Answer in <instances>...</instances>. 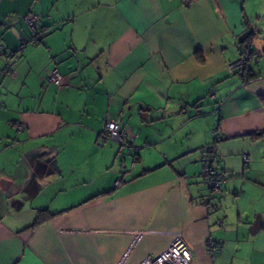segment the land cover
Returning <instances> with one entry per match:
<instances>
[{
    "label": "crops",
    "instance_id": "1",
    "mask_svg": "<svg viewBox=\"0 0 264 264\" xmlns=\"http://www.w3.org/2000/svg\"><path fill=\"white\" fill-rule=\"evenodd\" d=\"M26 17L41 41L17 50ZM251 31L264 0H0V264H138L173 230L191 264H264V54L236 65ZM104 117L136 153L102 141Z\"/></svg>",
    "mask_w": 264,
    "mask_h": 264
},
{
    "label": "built area",
    "instance_id": "2",
    "mask_svg": "<svg viewBox=\"0 0 264 264\" xmlns=\"http://www.w3.org/2000/svg\"><path fill=\"white\" fill-rule=\"evenodd\" d=\"M26 23L28 26L35 31L36 25L33 17H26ZM33 42V39L30 40V43ZM5 47L3 44H0V60H3V66L0 69V78L4 77H12L16 74L14 69V63L8 62L6 58L3 59V51ZM251 53V49L249 47H244L240 49V56L236 61V65L240 68L244 67L246 61L249 58V54ZM48 81L50 84L55 86H59L62 81V76L59 70L56 67H53L48 72ZM1 85V84H0ZM17 129H21L22 124H17ZM211 136L214 141L212 144L207 145L201 156L202 169L200 171V177L202 182L205 184L206 188L209 191V197L215 191H218L222 187V183L224 182L226 175L223 172H220L216 169L215 165L218 160V149L217 142L224 138V135L217 127H214L210 131ZM100 136L103 142L107 140L115 141L120 145V147H127L133 152H137L138 148L128 141H124L122 137V132L119 126L118 119H113L110 117L103 118V129L100 132ZM243 160L246 162V155L243 156ZM136 158L133 157L130 167L132 168L135 165ZM119 167L122 171L126 170V164L124 161L119 162ZM121 182V179L118 178L115 181V185H118ZM156 232V231H155ZM158 233H164L170 235V242L167 246H165L160 251L145 256L138 264H191V260L193 258V250L186 243L183 233L180 230L173 231H158ZM140 238V235L136 236L133 243L129 246L128 250L134 246ZM210 251L213 253L217 248V243L213 239L208 240Z\"/></svg>",
    "mask_w": 264,
    "mask_h": 264
},
{
    "label": "trees",
    "instance_id": "3",
    "mask_svg": "<svg viewBox=\"0 0 264 264\" xmlns=\"http://www.w3.org/2000/svg\"><path fill=\"white\" fill-rule=\"evenodd\" d=\"M36 25V24H35ZM255 36H257V34L254 32V31H251L246 37H245V39H243L241 42H240V49L241 48H244V47H249L250 49H251V43H252V41H253V39L255 38ZM31 39H33V42L34 43H37V42H39V41H41V35H40V32H39V30L37 31L36 29H35V31H33V35L31 36ZM29 40H21V46L20 47H18V49L17 50H22L25 46H27L28 44H29ZM5 47V46H4ZM11 53H9V51L7 50V48H5V50L3 51V59L4 58H6V60L8 61V62H13V61H10L9 60V57L12 55V53H13V51H10ZM254 52L252 51V49H251V53L249 54V58H248V61H249V59L251 58V56H252V54H253ZM0 61H2V65L0 66V69L2 68V66H3V60H0ZM247 63V62H246ZM245 79H248V77H249V75H248V73H246L245 72ZM7 77H9V76H7ZM47 77H48V74H47ZM4 78H6V77H4ZM4 78H0V80L1 79H4ZM258 134H260V133H254L253 135L255 136V135H258ZM39 222H41V219L40 218H37V220L35 221V224H38Z\"/></svg>",
    "mask_w": 264,
    "mask_h": 264
},
{
    "label": "water",
    "instance_id": "4",
    "mask_svg": "<svg viewBox=\"0 0 264 264\" xmlns=\"http://www.w3.org/2000/svg\"><path fill=\"white\" fill-rule=\"evenodd\" d=\"M251 45L253 46L252 51L254 54L261 56L264 54V38H261V36L257 35L253 39Z\"/></svg>",
    "mask_w": 264,
    "mask_h": 264
}]
</instances>
